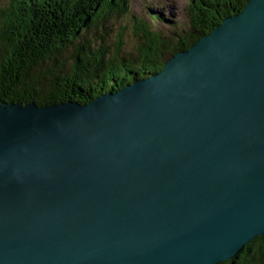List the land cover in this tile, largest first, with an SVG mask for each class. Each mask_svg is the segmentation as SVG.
I'll list each match as a JSON object with an SVG mask.
<instances>
[{"label":"water","instance_id":"95a60500","mask_svg":"<svg viewBox=\"0 0 264 264\" xmlns=\"http://www.w3.org/2000/svg\"><path fill=\"white\" fill-rule=\"evenodd\" d=\"M264 235V0L81 104L0 100V264H219Z\"/></svg>","mask_w":264,"mask_h":264},{"label":"trees","instance_id":"16d2710c","mask_svg":"<svg viewBox=\"0 0 264 264\" xmlns=\"http://www.w3.org/2000/svg\"><path fill=\"white\" fill-rule=\"evenodd\" d=\"M249 1L190 0V28L172 38L133 16L129 0H0V100L42 107L116 92L160 73ZM128 15L112 37L111 23ZM220 264H264V236Z\"/></svg>","mask_w":264,"mask_h":264},{"label":"rangeland","instance_id":"374dc122","mask_svg":"<svg viewBox=\"0 0 264 264\" xmlns=\"http://www.w3.org/2000/svg\"><path fill=\"white\" fill-rule=\"evenodd\" d=\"M129 6L133 16L141 17L151 25L152 31L165 37H168L170 33L171 36L176 32L183 34V31H188L190 28L186 10L190 6V0H129ZM129 16L125 20H114L111 23L112 37L124 25L130 26L127 24L131 20ZM172 38L175 37L172 36ZM126 43L132 45L135 41L127 37Z\"/></svg>","mask_w":264,"mask_h":264},{"label":"bare ground","instance_id":"6f19581e","mask_svg":"<svg viewBox=\"0 0 264 264\" xmlns=\"http://www.w3.org/2000/svg\"><path fill=\"white\" fill-rule=\"evenodd\" d=\"M138 66H139V65H138ZM263 236H264V235H263ZM258 237H259V236H258ZM256 238H257V237H256ZM254 239H255V238H254ZM254 239H253V240H254ZM234 258H235V257H234ZM231 259H233V258H231ZM229 260H230V259H229ZM227 261H228V260H227ZM225 262H226V261H225ZM223 263H224V262H223ZM219 264H220V263H219Z\"/></svg>","mask_w":264,"mask_h":264}]
</instances>
